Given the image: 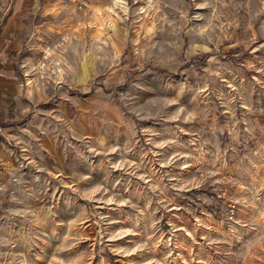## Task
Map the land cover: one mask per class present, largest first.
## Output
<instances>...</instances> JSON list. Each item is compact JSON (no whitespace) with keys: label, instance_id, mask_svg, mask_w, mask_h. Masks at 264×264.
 <instances>
[{"label":"rangeland","instance_id":"rangeland-1","mask_svg":"<svg viewBox=\"0 0 264 264\" xmlns=\"http://www.w3.org/2000/svg\"><path fill=\"white\" fill-rule=\"evenodd\" d=\"M103 6L123 34L39 40L36 104L0 120L26 131L0 132V264H264V0ZM65 99L87 109L76 131Z\"/></svg>","mask_w":264,"mask_h":264},{"label":"crops","instance_id":"crops-1","mask_svg":"<svg viewBox=\"0 0 264 264\" xmlns=\"http://www.w3.org/2000/svg\"><path fill=\"white\" fill-rule=\"evenodd\" d=\"M104 1L10 0L0 28V41L4 39V45H0V120H20L36 104L32 100L24 101L23 90L28 88L26 60L30 58V53H39V40L61 43L75 40L81 34L86 38V35L93 33L91 27L108 24L114 28L115 36L123 34V28L115 18L111 20L102 15L105 13ZM65 48L66 53L60 47H56V50L60 56L70 60L75 47ZM65 71L66 83L74 88H84L93 76V68L85 53L73 63L72 70ZM57 110L59 113L56 115L62 116L72 131H76V123L87 114V109L83 106L78 108L74 99H65ZM6 127H0V132H26L24 125L17 130Z\"/></svg>","mask_w":264,"mask_h":264},{"label":"built area","instance_id":"built-area-1","mask_svg":"<svg viewBox=\"0 0 264 264\" xmlns=\"http://www.w3.org/2000/svg\"><path fill=\"white\" fill-rule=\"evenodd\" d=\"M72 1H77V0H72ZM79 1H82V2H89V1H91V0H79ZM41 65H42V66H45V62L42 61V62H41ZM231 213H232V212H231Z\"/></svg>","mask_w":264,"mask_h":264}]
</instances>
